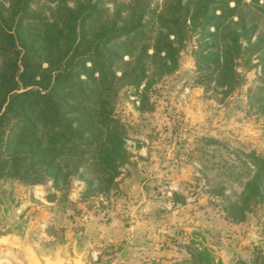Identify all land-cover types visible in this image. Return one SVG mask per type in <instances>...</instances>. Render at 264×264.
<instances>
[{
	"label": "trees",
	"instance_id": "1",
	"mask_svg": "<svg viewBox=\"0 0 264 264\" xmlns=\"http://www.w3.org/2000/svg\"><path fill=\"white\" fill-rule=\"evenodd\" d=\"M192 35L198 82L224 95L243 79L240 61L256 56L248 100L264 118V0H0V179L115 187L129 156L117 92L172 73ZM238 152L241 167L215 170L211 189L235 222L264 207V156Z\"/></svg>",
	"mask_w": 264,
	"mask_h": 264
},
{
	"label": "rangeland",
	"instance_id": "2",
	"mask_svg": "<svg viewBox=\"0 0 264 264\" xmlns=\"http://www.w3.org/2000/svg\"><path fill=\"white\" fill-rule=\"evenodd\" d=\"M197 44V35L186 37L176 69L149 88L142 82L117 92L114 114L126 127L129 156L115 187L94 192L75 177L29 184L5 176L0 235L25 233L48 251L56 243L70 244L74 235L78 243L82 236V243L87 240L82 246L89 241L87 264H198L201 257L205 264L256 259L264 264V207L245 211L235 222L211 193L215 170L233 175L246 160L238 151L264 156V118L248 100L260 82L261 66L256 56L249 64L241 60L237 71L243 79L224 95L198 82ZM21 71L17 92L27 80ZM87 223L108 233L109 225L128 228L130 235L124 237L126 230L118 235L122 244L115 235H102L90 246ZM0 264L30 263L22 251L0 243Z\"/></svg>",
	"mask_w": 264,
	"mask_h": 264
},
{
	"label": "water",
	"instance_id": "3",
	"mask_svg": "<svg viewBox=\"0 0 264 264\" xmlns=\"http://www.w3.org/2000/svg\"><path fill=\"white\" fill-rule=\"evenodd\" d=\"M0 243L11 245L22 251L30 264H87L89 241L85 246H79L77 235L71 243H56L52 250L42 249V245L29 241L25 233L13 231L0 235Z\"/></svg>",
	"mask_w": 264,
	"mask_h": 264
},
{
	"label": "crops",
	"instance_id": "4",
	"mask_svg": "<svg viewBox=\"0 0 264 264\" xmlns=\"http://www.w3.org/2000/svg\"><path fill=\"white\" fill-rule=\"evenodd\" d=\"M87 226V228L88 229H90V235H89V238H90V246L92 245V242L94 243V240L96 241V237H101V240H102V235H103V237L104 238H109L110 239V236L112 237V236H114L113 238H114V240L115 241H119L118 243L119 244H122L123 242L122 241H120L121 240V238H119V236H120V234H123V232H124V230H126V232H125V235H124V237L125 238H129V235H130V231H128V228H123V227H120V226H117V227H113L112 225H109L110 226V229H109V232L110 233H108V232H102V226L100 227V226H98V224H96V223H93V224H90V223H87L86 224ZM92 225V226H91ZM96 226H97V228H96ZM107 226V225H106ZM108 228V227H107ZM120 228V229H119ZM106 231V230H105ZM117 231V232H116ZM67 235H65V237H70V234L69 233H66ZM119 235V236H118ZM81 237L82 236H80L79 237V246H82L87 240H85L83 243L81 242ZM115 237H116V239H115ZM132 241V240H131ZM126 263V262H125ZM132 263V262H131ZM130 264V263H129Z\"/></svg>",
	"mask_w": 264,
	"mask_h": 264
}]
</instances>
